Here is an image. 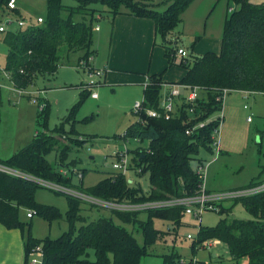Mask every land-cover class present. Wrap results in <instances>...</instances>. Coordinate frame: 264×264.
Masks as SVG:
<instances>
[{"label": "trees", "instance_id": "16d2710c", "mask_svg": "<svg viewBox=\"0 0 264 264\" xmlns=\"http://www.w3.org/2000/svg\"><path fill=\"white\" fill-rule=\"evenodd\" d=\"M83 1L88 5L100 2L106 6L112 18L124 14L151 20L154 34L163 42L165 36L179 25L181 12L193 0H169L170 3L160 13L145 6L143 1ZM225 1L231 2L236 8H226L217 53L205 52L192 57L188 63L186 59H181L177 64L183 69L177 83L195 86L204 91L205 102L202 99L199 102L200 111L196 112L199 116L194 121H199L214 111V97H220L223 90L228 93L234 91L264 95V3L252 4L248 0ZM7 2L8 0H0L1 16ZM44 3L45 13L40 16L41 24L6 33L2 38L7 48L4 70L10 77L11 86L17 91L33 86L38 77L57 74L64 57L69 54L83 52L80 57L82 60L94 58L91 50L92 35L94 24L98 21L94 11L85 16L82 13L81 20L75 21L72 17L79 14L81 7H66L62 0H44ZM63 12L68 13L67 18L62 17ZM14 15L20 16L17 10ZM196 40L197 37H193V42ZM173 45L176 49L175 44ZM163 49L167 65H171L175 49ZM161 75L162 73L147 76V86L143 90L144 110H157L160 86L163 84ZM87 96H90V92L81 90L65 121L73 120ZM144 110L136 115L138 120L125 130L123 136L114 138L147 143L146 147H137L135 157L141 172L147 174V193H143L140 187H134L133 182L130 185V181L121 173L105 177L90 188H83L81 182L73 183L74 174L63 177L46 161V154L54 149L57 140L43 136L35 138L36 140L17 150L9 159L0 160V163L37 179L78 189L88 196L104 201L141 204L193 196L199 191L201 182L192 171L190 162L200 149L210 152L208 144L211 123L186 136L184 129L188 124L185 123L184 114L174 115L169 120L152 119L145 115ZM48 111L47 103L43 111H37V116L47 117ZM200 112L205 115L200 116ZM68 150V147L63 148L59 152V158L66 155ZM194 161L201 163L200 160ZM254 182L241 188L260 184ZM38 188L44 187L30 180L0 173V225L7 230L20 231L24 264H27L30 250L37 245H41L43 250V264H139L147 256V248L163 235L153 227L152 221H163L177 229L184 218L182 208L170 207L142 211L147 215L145 221L138 219L142 212L110 211L109 216L86 223L80 215L79 199L53 191L66 199L67 211L64 218L68 230L56 239L46 237L38 240L30 235V225L20 221L21 208L35 211L36 216L48 223L62 218L56 208L39 205L34 201ZM235 204H239L251 219L223 217L212 227L199 226L195 239L189 243L192 256L198 251L197 245L205 241H216L225 245L230 261L246 259V264H264V191L233 200L231 206ZM222 210L217 213L219 216L223 215ZM230 210L231 207L227 208V213ZM77 223H80L79 227H76ZM124 225H137L142 235V245L137 243L132 232ZM90 250L93 251V261L89 260ZM179 258L180 255L174 252L163 254L160 256V264H180ZM195 264L205 263L198 261Z\"/></svg>", "mask_w": 264, "mask_h": 264}, {"label": "rangeland", "instance_id": "374dc122", "mask_svg": "<svg viewBox=\"0 0 264 264\" xmlns=\"http://www.w3.org/2000/svg\"><path fill=\"white\" fill-rule=\"evenodd\" d=\"M134 1H143L145 6L158 13L162 12L170 3L169 0ZM248 2L260 4L264 3V0H248ZM62 4L69 8L81 7L78 11L79 14L72 17L75 21L81 20L82 13L85 16V14L88 15L94 11L95 17L98 18L94 25L101 28L99 34L93 31L92 35L91 50L94 52V58L82 60L80 57L83 52L72 53L64 57L62 66L59 67L54 77H38L35 84L26 89V91L34 92L32 96L15 93L7 83L8 89L3 90L0 94V160L9 159L17 150L36 140L35 138L43 136L46 139L57 140L54 149L46 154V161L54 171L63 177H68L71 173L74 174L73 183L79 182L76 176L82 171H84L81 181L83 188H90L103 178L118 174L112 169V164L127 155L131 164L128 167L129 172L125 174L126 179L131 180L134 187H140L143 193H147V174L141 172L135 161L137 147H146L147 143H140L134 139L114 138L123 136L125 130L137 121L132 108L135 102L142 100L143 87L138 85L142 83L126 84L120 81L125 79L132 81L136 78L143 81L144 75L153 72H157L155 74L163 72L164 78L179 81L183 73V69L177 65L180 58L175 55L173 63L167 65L163 48L175 49L173 40L176 39L175 46L186 52L187 56L184 59L187 63L192 57L200 56L210 50H218L219 37L217 36H219L221 21L224 18L223 14L227 12V7L232 9L236 6L225 0L191 1L181 12L179 25L165 36L163 42L158 35L154 34L153 45L150 44L145 52L132 51L131 54L122 56V58L128 59V62L121 60L120 65L114 71L116 74L114 78L118 83H103L101 85L104 78L103 73L100 84L91 89L97 95V99L93 100L87 96L75 113L73 120L65 121L70 108L77 102L81 89L90 91L84 81L91 79L90 75L95 72L96 68L103 70L110 53L112 55L107 31L109 29L108 20L111 21L113 18L108 13L106 6L100 2H92L88 5L83 0L80 2L62 0ZM18 5L24 11L22 13L33 20L45 13L44 0H18ZM67 16V12L62 13L63 18H67ZM1 19L0 15V21ZM180 31L184 34H181ZM189 32L197 37L196 41L193 42V35L189 36ZM102 35L103 38L98 40ZM2 38L3 35L0 34V66L4 67L7 48L3 44ZM192 43L194 44L191 47ZM129 50H132V46ZM131 68L135 71H128ZM198 96L203 99L204 92L198 91ZM34 97H39V99L42 97L41 102H44L45 105L49 104L47 117L37 116L36 104L31 101ZM222 114L219 155L211 161V153L200 149L193 158L200 160L201 165L205 168L204 184L206 187L214 189L213 192H223L244 187L254 181V183H263L264 95L231 91L223 99ZM246 118H249V122H246ZM61 128L62 130H60ZM65 147L69 148L68 153L59 158V152ZM194 160L190 162L191 168L196 165ZM129 184L131 185V183ZM34 201L39 205L56 208L62 214V218L52 223H48L36 215L32 219H28L26 213L29 210L21 208L19 219L30 225L32 238L38 240L46 237L56 239L68 230L64 218L67 211L64 196L57 195L47 188H38L35 191ZM230 207L231 210L227 213L226 209ZM80 208V215L86 223L95 221L99 217H107L110 214L107 209L96 207L87 201H81ZM220 208L223 209L221 216L217 214L221 213ZM223 217L240 220L251 219L239 204L231 206V202H224L218 206L216 212L204 211L200 215L199 223L192 218L184 217L177 229H174L169 223L153 220V227L161 231L163 235L147 248V256L139 264H160V256L170 252L177 253L186 260L193 258L205 264H246V259L230 261L226 247L222 243L208 241L207 246H205L206 243L197 245L198 251L194 256L189 252L190 241L185 239V235L193 236L196 233L197 225L212 227ZM146 218L145 212L138 216L140 221H145ZM114 222L119 224L117 220ZM79 226L80 223H77L76 227ZM124 227L132 232L137 243L142 245V235L137 225H124ZM14 231L20 239L17 244L10 242L11 251L8 249L9 241L7 239L0 240V264L12 263L9 254L16 251L19 252L18 260L21 258L20 264H24L22 237L18 229ZM174 231L175 233H173ZM88 253L89 260L93 261V251L90 250Z\"/></svg>", "mask_w": 264, "mask_h": 264}, {"label": "built area", "instance_id": "2783aa9c", "mask_svg": "<svg viewBox=\"0 0 264 264\" xmlns=\"http://www.w3.org/2000/svg\"><path fill=\"white\" fill-rule=\"evenodd\" d=\"M18 11L20 16H15L14 11ZM42 23V17H37L33 20L31 17H26L24 13H22L15 0H8L5 7V12L2 15V19L0 21V34L5 35L9 32H16L19 30H24L26 28L34 27ZM94 31H98V27L94 28ZM177 56L181 59H184L187 54L181 48H176L174 52V56ZM95 72L90 75V80H88L85 85L90 89V97L92 99H96L97 95L92 92L91 89L96 87L95 85L100 84L101 78L103 77V70L95 69ZM93 78V79H92ZM13 89L15 93L19 95H28L32 96L34 92H29L25 90L17 91L10 84V77L8 73L4 70V67L0 66V94L3 90L8 89V84ZM147 83L144 85V89L146 88ZM28 89V88H27ZM198 91H202L201 89L195 86L182 85L178 83H163L160 86L159 98H158V106L157 110L146 109L144 110L142 107L143 101H138L133 104V114L136 116L139 112L144 110L145 115L148 118H162L163 120H169L174 115L184 114L185 123L188 124L184 129V135L189 136L192 133L197 132L199 129L203 128L208 123H211L210 134H209V153L212 155V160H214L220 152L219 149V135L221 130V125L223 121L222 114V102L225 95L228 93L223 90L221 92L220 97H214V102L216 103V108L214 111L206 116L205 114L200 112V116H204L203 119L199 121H194V119L199 116L196 112L200 111L199 102H202L198 96ZM204 92V91H203ZM41 98L34 97L31 99L33 103L36 104L37 111L41 112L46 107L44 102H41ZM205 102V101H203ZM245 109V106H243ZM137 117V116H136ZM138 120V117H137ZM246 122H249V118H246ZM137 141V140H135ZM142 147V146H141ZM117 153V152H116ZM112 164V169L116 173H121L123 175L129 172L128 167L131 164V161L127 158V155L122 156L119 160L114 161ZM192 171L199 178L201 185L198 192H196L193 196H181L178 198L166 199V200H157L150 201L141 204H131L126 202H118V201H104L101 199L93 198L88 196L77 189L66 188L61 185H57L52 182L44 181L37 179L31 175L25 174L21 171H18L14 168L8 167L2 163H0V173L5 175H9L15 178H21L33 181L38 185L50 189L54 192L62 193L64 195H69L73 198L79 199L80 201H87L99 208L107 209L108 211H118V212H142L147 211L149 209H164L170 207H180L183 210V217H188L196 220L199 223L200 215L204 211H213L216 212L218 206H221L224 202H232L233 200L254 195L256 193L264 191V182L260 183L253 187L247 188H236L228 191L218 192V193H206L203 189L204 183V167L198 163H196L195 167L191 168ZM77 179L79 182L82 181V173H77ZM132 183L131 180H129ZM202 186V187H201ZM36 215L35 211H28L26 213V217L28 219H32L33 216ZM199 230V225H197L196 233ZM196 233L191 236L189 234L185 235V239L190 242L195 239ZM205 241L201 243V245H206ZM217 243L216 241H212ZM201 250V249H200ZM43 250L41 245H37L33 247L28 254L27 264H43ZM195 259L191 258L186 260L182 257L179 258L180 264H195Z\"/></svg>", "mask_w": 264, "mask_h": 264}, {"label": "crops", "instance_id": "0c3cea01", "mask_svg": "<svg viewBox=\"0 0 264 264\" xmlns=\"http://www.w3.org/2000/svg\"><path fill=\"white\" fill-rule=\"evenodd\" d=\"M17 5H18V2H17ZM18 8L21 12H24L22 10V8L19 7V5H18ZM223 15L225 18L226 13H224ZM206 17H209V16H206ZM224 18H222L221 24H222ZM108 22H109V29L107 31V37L109 38V43H111L110 44L111 45L110 50L112 52V55L110 53L109 59L103 67L104 78H103V81L101 82V85L103 83L104 84L118 83L116 81V79L114 78V76L116 75L114 71H116L115 69H117L118 65H120L121 60H125L128 62V59H124V58H122V56L129 55V54H131L132 51L145 52V50H147V47L150 44L153 45V37H154L153 24H152L151 20H149L147 18H140V17H134V16H130V15L121 14V15L115 16L111 21L108 20ZM95 27H98V31H94V32H97L99 34L101 31V28L98 25H96ZM181 30H182V27H181ZM220 31H221V26H220ZM180 33L182 34L183 32L180 31ZM192 35L193 34L189 32V36H192ZM192 37H195V35H193ZM217 37H220V32H219V36H217ZM102 38H103V35L99 36L98 40H101ZM173 44L176 45V39L173 40ZM130 46H132V50H129ZM218 46H219V44H218ZM218 49H219V47H218ZM216 51H218V50L217 49L216 50H210L207 52L217 53ZM198 55H200V54H198ZM114 58H117V60H114ZM128 71H135V70L131 68V70H128ZM155 73H157V72H153V73L144 75L143 81H141V79H137L136 77H131V78H136V80L128 81L125 79V80L120 81V82L126 83V84L142 83V84H138V85H140V86L142 85L143 90H144V85L147 83V76L156 75ZM107 74H108V77H107ZM163 75H161V81L163 83H177L176 80H170V79L164 78ZM52 77H54V76H52ZM86 82L87 81H84V83H86ZM80 83H82V82H80ZM237 93H240V92H237ZM93 100H95V99H93ZM142 100H143V98H142ZM130 111H131V109H130ZM91 159H93V158L91 157ZM203 189L208 193H218V192H213L215 190L206 187V185L204 183H203ZM14 230L15 229L7 230L4 227H1L0 228V240L7 239L9 241V243L13 242V243L17 244V242L19 241L20 238L18 237L17 233H15ZM21 245L23 248L22 239H21ZM8 249H10V251H11V249H12L11 243H10V246H8ZM22 250H23V257H24V249H22ZM18 255H19V252H17V251L13 254H9V257H11V262L13 261L10 264H20L21 258H20V260H18V258H19ZM213 257H214V255H213Z\"/></svg>", "mask_w": 264, "mask_h": 264}, {"label": "water", "instance_id": "95a60500", "mask_svg": "<svg viewBox=\"0 0 264 264\" xmlns=\"http://www.w3.org/2000/svg\"><path fill=\"white\" fill-rule=\"evenodd\" d=\"M212 257H213V255H212Z\"/></svg>", "mask_w": 264, "mask_h": 264}]
</instances>
